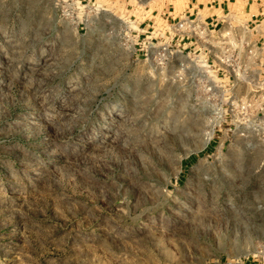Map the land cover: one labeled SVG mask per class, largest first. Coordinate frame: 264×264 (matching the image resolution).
Returning <instances> with one entry per match:
<instances>
[{
  "label": "rangeland",
  "instance_id": "obj_1",
  "mask_svg": "<svg viewBox=\"0 0 264 264\" xmlns=\"http://www.w3.org/2000/svg\"><path fill=\"white\" fill-rule=\"evenodd\" d=\"M69 3L0 0V264H264V133Z\"/></svg>",
  "mask_w": 264,
  "mask_h": 264
},
{
  "label": "built area",
  "instance_id": "obj_2",
  "mask_svg": "<svg viewBox=\"0 0 264 264\" xmlns=\"http://www.w3.org/2000/svg\"><path fill=\"white\" fill-rule=\"evenodd\" d=\"M83 8L82 1L70 0L64 12L81 21ZM255 35L253 28L231 17L218 28L196 15L170 24L166 38L150 44L145 41L142 50L159 67H174L179 58L189 57L181 65L187 71L191 68L189 78L197 86L196 98L229 104L227 115L247 118V129L264 133V47ZM188 47L192 53L186 51Z\"/></svg>",
  "mask_w": 264,
  "mask_h": 264
},
{
  "label": "crops",
  "instance_id": "obj_3",
  "mask_svg": "<svg viewBox=\"0 0 264 264\" xmlns=\"http://www.w3.org/2000/svg\"><path fill=\"white\" fill-rule=\"evenodd\" d=\"M83 2V0H80ZM88 3L105 2L110 7H119V15L124 26L131 15H135V48L139 55L145 41L154 43L167 37L169 26L185 17L200 15L206 22L218 28L225 24L228 17L242 22L254 29L257 41L264 47V0H86ZM87 5V4H86ZM85 5V6H86ZM128 6L137 7L140 18L136 14H128ZM111 12V10H110ZM83 23V22H81ZM126 32V31H125ZM193 52L192 47L186 51Z\"/></svg>",
  "mask_w": 264,
  "mask_h": 264
},
{
  "label": "bare ground",
  "instance_id": "obj_4",
  "mask_svg": "<svg viewBox=\"0 0 264 264\" xmlns=\"http://www.w3.org/2000/svg\"><path fill=\"white\" fill-rule=\"evenodd\" d=\"M212 134H213V132L210 131L209 135L207 136V140H209L211 138Z\"/></svg>",
  "mask_w": 264,
  "mask_h": 264
}]
</instances>
